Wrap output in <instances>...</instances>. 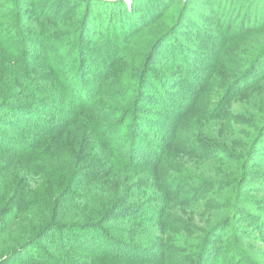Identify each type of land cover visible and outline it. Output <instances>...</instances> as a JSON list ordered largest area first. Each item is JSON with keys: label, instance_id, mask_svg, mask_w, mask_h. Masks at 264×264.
Instances as JSON below:
<instances>
[{"label": "trees", "instance_id": "1", "mask_svg": "<svg viewBox=\"0 0 264 264\" xmlns=\"http://www.w3.org/2000/svg\"><path fill=\"white\" fill-rule=\"evenodd\" d=\"M0 264H264V0H0Z\"/></svg>", "mask_w": 264, "mask_h": 264}, {"label": "rangeland", "instance_id": "2", "mask_svg": "<svg viewBox=\"0 0 264 264\" xmlns=\"http://www.w3.org/2000/svg\"><path fill=\"white\" fill-rule=\"evenodd\" d=\"M128 2H129V0H127ZM130 54V53H129ZM230 157V156H229ZM252 184V183H251ZM252 187V186H251ZM243 194L246 196V197H255V194H254V192L252 191V189L251 188H245L244 190H243Z\"/></svg>", "mask_w": 264, "mask_h": 264}]
</instances>
